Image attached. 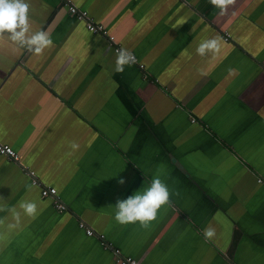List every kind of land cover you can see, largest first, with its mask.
Returning a JSON list of instances; mask_svg holds the SVG:
<instances>
[{
    "label": "crops",
    "instance_id": "0c3cea01",
    "mask_svg": "<svg viewBox=\"0 0 264 264\" xmlns=\"http://www.w3.org/2000/svg\"><path fill=\"white\" fill-rule=\"evenodd\" d=\"M70 1L137 63L117 72L112 45L64 0H27L31 30L53 43L36 54L0 40V142L19 157L0 155V264H118L99 234L138 264H264V0L224 15L209 0ZM216 36L220 53L199 56ZM156 177L170 193L156 220L118 223L117 201ZM22 200L37 215L9 231Z\"/></svg>",
    "mask_w": 264,
    "mask_h": 264
},
{
    "label": "clouds",
    "instance_id": "9594fccd",
    "mask_svg": "<svg viewBox=\"0 0 264 264\" xmlns=\"http://www.w3.org/2000/svg\"><path fill=\"white\" fill-rule=\"evenodd\" d=\"M209 3L220 10V15H224L228 7L235 3V0H209ZM29 3L27 0H0V40L7 39L28 51L40 54L43 50L52 45L48 33L43 30L32 31L29 22ZM221 38L219 36L205 39L196 48V53L205 57L209 54L215 56L221 51ZM136 63L135 55L128 49L122 48L118 51L115 70L123 72L125 66ZM234 70L229 69L231 74ZM72 150H78L80 145L71 142ZM119 183L123 184L121 179ZM31 190V186H29ZM169 190L159 177L152 180L151 184L142 191L136 192L127 199L118 200L115 205V220L124 225L139 222L142 227L147 228L149 223L156 220L158 210L169 203ZM3 200V198H0ZM5 206L0 205V212L5 211ZM11 215L12 222L7 223L9 231L21 227L22 217L35 218L38 211V204L33 200H22L18 207L7 209ZM5 221L0 219V226ZM206 240L212 239L216 235L214 227L209 225L204 229Z\"/></svg>",
    "mask_w": 264,
    "mask_h": 264
},
{
    "label": "built area",
    "instance_id": "2783aa9c",
    "mask_svg": "<svg viewBox=\"0 0 264 264\" xmlns=\"http://www.w3.org/2000/svg\"><path fill=\"white\" fill-rule=\"evenodd\" d=\"M64 5L67 7L69 13L73 14L77 20L82 21L85 24V27L88 31L94 34H100L101 36L105 37L108 42L112 45L115 53H118L120 49H122L115 40V37L111 35L108 30L99 23L94 22V20L89 16V13L86 10L78 8L73 2L70 0H64ZM227 35V34H226ZM229 36H225V40H228ZM137 63V60H136ZM143 66V65H141ZM0 155H4L12 161H18L19 157L15 150L8 144H4L0 142ZM26 170V169H24ZM26 173L30 177L31 184L34 186L39 187L41 197L43 198H50L52 201L53 206L58 211L66 210L65 204L61 201L57 194V189L54 186L46 185L40 182L37 177L35 176L33 171L27 170ZM260 181V180H259ZM79 228L83 229L87 235H93L94 230L89 227L84 221L79 220L78 222ZM98 237L101 240V244L105 249H111L115 261L118 264H138L137 260L130 257L124 256L121 254L120 250L113 247L109 242H107L102 234H99Z\"/></svg>",
    "mask_w": 264,
    "mask_h": 264
},
{
    "label": "water",
    "instance_id": "95a60500",
    "mask_svg": "<svg viewBox=\"0 0 264 264\" xmlns=\"http://www.w3.org/2000/svg\"><path fill=\"white\" fill-rule=\"evenodd\" d=\"M75 19H76V17L73 15V14H71ZM77 20V19H76ZM79 21V20H78ZM80 22H82V21H80Z\"/></svg>",
    "mask_w": 264,
    "mask_h": 264
}]
</instances>
